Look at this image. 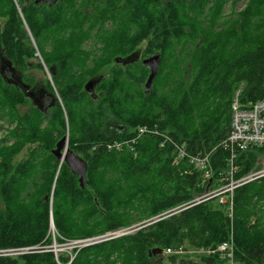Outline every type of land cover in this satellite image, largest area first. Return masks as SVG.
<instances>
[{"label":"trees","instance_id":"16d2710c","mask_svg":"<svg viewBox=\"0 0 264 264\" xmlns=\"http://www.w3.org/2000/svg\"><path fill=\"white\" fill-rule=\"evenodd\" d=\"M239 1L0 0V62L30 91L38 86L26 72L45 67L50 81L45 77L42 88L58 97L40 107L0 68V119L18 122L14 143L0 145V247L51 243V218L59 241L155 217L134 235L81 249L69 264H113L112 256L122 264H163L148 252L185 244L216 248L230 236L234 264H264L263 211L253 202L264 199V177L232 196L194 200L226 183L230 155L222 143L235 92L240 89L241 103L264 98V0H247L237 11ZM155 54L160 66L145 90L149 70L142 60ZM143 125L159 135L141 137L134 152L106 149ZM65 137L66 151L86 163L84 189L55 155ZM174 143L190 155L210 151L211 177L204 180L185 161L173 168ZM23 148L25 159L14 165ZM261 155L264 145L238 151L234 178L263 169ZM167 261L228 264L217 253ZM0 264L57 263L48 252L0 258Z\"/></svg>","mask_w":264,"mask_h":264},{"label":"built area","instance_id":"2783aa9c","mask_svg":"<svg viewBox=\"0 0 264 264\" xmlns=\"http://www.w3.org/2000/svg\"><path fill=\"white\" fill-rule=\"evenodd\" d=\"M239 94L240 89L235 92L234 99L231 103L230 128L227 134V138L222 143L223 149L228 150L230 155L228 159L227 171V175H229L230 177H233V174L237 172L235 159L238 151L246 150L252 147H261L264 145V98L255 102L241 103V101L239 100ZM4 133L5 130L2 129V123L0 122V141ZM145 135L158 136L159 134L155 128H149V126L143 125L137 127L133 131V136L129 139L123 141H113L107 143L105 146L108 151H115L120 153L127 149L130 152H134V147L137 141ZM163 146L164 144L161 143V147ZM173 148V152L175 153V162L180 163L181 161H185L195 170H199L202 173V177L204 180L211 177L212 170L210 165V152L198 155H190L184 145H178L176 143H174ZM261 177H264V168L249 173L248 175L237 180L235 183L230 182V184H227L226 187H223L220 190L219 194H232L234 189H236L237 187L255 181ZM205 197H207V195L202 196L201 198ZM231 209L232 204L230 201L229 210ZM140 228L141 227H139V229ZM130 230L131 229L128 228L118 229L115 231L107 232L97 237L87 239L85 241H76V243L78 244L79 248L82 246H91L104 241L129 235L130 233H132V231ZM40 249V246H36L24 249L0 250V257H19L27 254L39 253ZM51 251L55 255L54 260L57 264H62L59 259H62L63 257L69 260L67 264H69L75 258L72 254L70 256L63 255L62 253L60 254L62 249ZM166 251L170 253L171 250L168 249ZM166 251L164 250L163 252L166 253ZM214 253H217L220 258L225 260L228 264H234L232 238L218 245L214 249Z\"/></svg>","mask_w":264,"mask_h":264},{"label":"rangeland","instance_id":"374dc122","mask_svg":"<svg viewBox=\"0 0 264 264\" xmlns=\"http://www.w3.org/2000/svg\"><path fill=\"white\" fill-rule=\"evenodd\" d=\"M247 0H240L238 2V5H237V11L240 10L241 8H243L246 4ZM231 12V8H230V5H227L226 8H225V15H229ZM4 20L0 19V27L2 25ZM87 48H92V43L89 42L87 43L86 45ZM144 47V44H141L139 46V49L136 50V52L134 53V59L133 61H137L140 59V56H141V51ZM147 58V57H144V59ZM39 59V58H38ZM143 59V60H144ZM40 63L42 64V61L39 60ZM30 65H32L33 63H29ZM44 67V65H43ZM45 73V74H44ZM44 73L41 72L40 70H37V69H33V70H29L28 72H26L27 75H30V76H33L35 77V81H36V84L35 86H38V90H35L33 91V93L35 95H39L40 96V92H45L46 93V100L45 102L43 103V106L44 108H47L49 106V104H51V101H52V98L50 97V94H48L45 90H43L42 86L44 85L45 86V77L49 80V77L47 75V70L45 69L44 67ZM50 81V80H49ZM42 88V89H41ZM239 88H242V85L239 86ZM28 98L30 97V93H28ZM25 108L24 107H21L19 108V111H24ZM0 122L2 123V129L5 130V133L0 141V145H6V146H10L14 143V139L13 138H10V134L17 128V125H18V122L17 121H12L8 118H1L0 119ZM113 129L111 130H108L106 129L105 132L106 133H112ZM210 151H207V152H204V153H208ZM26 148H23L21 150V152L15 156V158L13 159V164L16 165L17 163H19L20 161L24 160L25 157H26ZM259 163L261 164L262 167H264V155H261L259 157ZM188 165V164H187ZM171 166L173 168H180L181 166V163L179 162H175L174 161V158L172 159L171 161ZM189 167H191L190 165H188ZM212 169V168H211ZM238 171V170H237ZM185 172L187 173V171L185 170ZM234 175L233 174V177H230L229 175H227V173L225 174V177H224V180L226 181V183L224 185H222L220 188H217V190L215 191H210V193H204L203 195H199V196H196L194 198V200H197V199H200L202 196H208V197H213V196H216L219 194L220 190L223 188V187H226L227 184H230V182H236L237 180L239 179H235L234 178ZM243 177V176H242ZM228 195V193H226ZM230 194V193H229ZM230 196H232V194H230ZM224 200H226V198H224ZM222 201V202H221ZM225 201L220 200V203H224ZM254 204H257V207L262 210V214L259 215V217L261 218V222L263 223L264 225V199L262 200H259L257 198H254L253 200ZM228 204V210H229V202H227ZM175 210V209H173ZM232 210V209H231ZM231 210H229V212L231 213ZM172 211V210H171ZM155 217H152V218H149V219H146V220H142L140 222H137V223H134L128 227H120L118 229H123V228H128V229H131L130 231H132V233H130L129 235H134V233H136L137 230H139V227H137L138 225L142 224V223H146L148 222L149 220L151 219H154ZM161 220V219H159ZM152 222L148 223V224H151ZM251 223H254V218H252V221ZM116 229V230H118ZM115 231V230H114ZM107 233V232H106ZM48 234H50L51 236V243L49 244H36V245H27V246H6V247H0V250H10V249H24V248H30V247H36V246H40V252L39 253H52L53 256L55 257L54 253L51 251V250H59V249H62V251L60 252V254L62 253L63 255H66V256H70L71 254L72 255H76L77 252L83 248H86L88 246H82V247H78V244L76 243V241H85L87 239H90V238H93V237H97V236H100V235H97V236H93V237H88V238H79V239H73V240H67V239H64V238H59V241L55 238V237H59L58 234L56 233L55 231V228H54V225H53V221H52V218L50 220V228L48 230ZM231 238V236H230ZM170 249V253H168L166 250ZM214 249L215 247H209V248H203V247H197V248H192V247H189L187 244H185L184 246H178V247H175V248H166L164 249L166 251V253L163 252V264H168V261H167V257L173 255V256H177V257H198L199 255H212L214 254ZM163 250V251H164ZM151 251L148 252V255L150 254ZM33 254H36V253H33ZM27 255H30V254H27ZM13 256V255H11ZM25 255L23 256H19V257H0V258H3V259H19V258H23ZM64 258V257H63ZM124 258V257H122ZM155 260L158 259V256H154L153 257ZM110 262H113V264H122L123 261H120L119 260V257H110Z\"/></svg>","mask_w":264,"mask_h":264},{"label":"water","instance_id":"95a60500","mask_svg":"<svg viewBox=\"0 0 264 264\" xmlns=\"http://www.w3.org/2000/svg\"><path fill=\"white\" fill-rule=\"evenodd\" d=\"M36 56L39 57V54H36ZM39 59H40V57H39ZM160 62H161V56L159 54L148 56L147 58L142 60V64L149 70V75L147 77V80H146V83L144 86L145 90H149L151 88L153 79L158 72ZM47 75L50 79L48 72H47ZM19 82H20V85L16 84V83H13V84H16L19 87H21L26 93V90L29 89V87L25 86L21 82V80H19ZM88 85H90V90L92 91L93 86L90 83L89 84L87 83V86ZM50 97L52 98V101H54L55 97L58 99L56 93H54V96L50 95ZM66 146H67V137H65L59 141V143L57 144V148L55 150V155L61 161H64L68 165V167L71 169L73 174L80 176V178H79L80 187L82 189H84L85 183H86L85 182V173H86V169H87L86 163L83 160H81L80 158L74 156L72 153L66 151ZM50 202L52 203V201H50ZM143 227H141V228H143ZM149 255L150 256H158V259H156V262H162L163 261V251L161 249H152Z\"/></svg>","mask_w":264,"mask_h":264},{"label":"flooded vegetation","instance_id":"af4514ba","mask_svg":"<svg viewBox=\"0 0 264 264\" xmlns=\"http://www.w3.org/2000/svg\"><path fill=\"white\" fill-rule=\"evenodd\" d=\"M45 1H48V0H45ZM0 68H1V71L3 72V75L6 77V79L9 82L16 83V84L20 85V82H19L20 79L18 78V74L15 70H13L9 65H7L3 61L0 63ZM33 91H35V90L30 91L29 89H27L26 95H28V93H30L29 99L31 100V102L36 103L40 107L43 106V103L46 100V93L40 92V96H39V95H35L33 93Z\"/></svg>","mask_w":264,"mask_h":264},{"label":"bare ground","instance_id":"6f19581e","mask_svg":"<svg viewBox=\"0 0 264 264\" xmlns=\"http://www.w3.org/2000/svg\"><path fill=\"white\" fill-rule=\"evenodd\" d=\"M61 163H62V161H61ZM80 251V250H79Z\"/></svg>","mask_w":264,"mask_h":264}]
</instances>
